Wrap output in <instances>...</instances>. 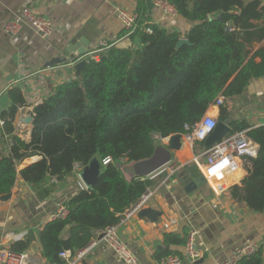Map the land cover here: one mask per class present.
<instances>
[{"label":"trees","instance_id":"trees-1","mask_svg":"<svg viewBox=\"0 0 264 264\" xmlns=\"http://www.w3.org/2000/svg\"><path fill=\"white\" fill-rule=\"evenodd\" d=\"M168 1L196 24L183 34L145 17L131 36L136 47L113 45L99 60L87 62L80 77L58 85L34 107L29 141L14 126L27 100L20 87L9 90L11 104L1 113L0 197L11 193L21 177L44 199L58 187L49 178L65 181L76 166H86L95 155L112 160L92 188L80 189L64 201V216L42 226L39 239L49 263L61 261L64 250L73 254L85 250L95 232L117 225L157 184L148 178L128 181L119 162L151 157L155 134L186 133V127H194L218 96L225 100L239 96L253 79L264 77L263 0ZM181 38L192 45L177 48ZM229 119L224 104L219 107V120ZM242 130L258 145V154L245 160L247 174L230 192L250 211L264 212V125L234 120L232 133ZM4 143L9 144L8 152ZM35 156L41 158L19 169ZM189 234V229L183 234L166 233L165 246L155 252L157 261L182 256L180 248L187 245ZM33 241L28 231L11 248L28 251ZM238 264H264V241Z\"/></svg>","mask_w":264,"mask_h":264},{"label":"crops","instance_id":"crops-1","mask_svg":"<svg viewBox=\"0 0 264 264\" xmlns=\"http://www.w3.org/2000/svg\"><path fill=\"white\" fill-rule=\"evenodd\" d=\"M27 5L35 13L52 20L55 31L49 38L41 37L29 24H24L17 36H9L5 32L6 23L17 17ZM121 9L140 12L144 18L150 17L152 23L183 34L196 24L178 13L165 16L156 5L150 14L146 0H0V126L1 113L11 104L9 90L20 87L27 104L17 113L14 126L16 133L29 141L33 121L29 123L27 119L32 117L34 107L58 85L76 79L82 73L77 74L73 63L49 67L50 61L63 58L78 47H88L92 51L102 40L114 44L121 40L125 34V27L118 16ZM225 105L229 120H247L253 126L264 125V77L253 79L243 94L225 100ZM206 114L219 119V107L211 106ZM166 142L163 140L157 144ZM181 142L182 147L173 152L170 163V166L181 168L170 173L169 182L158 188L145 207L160 211L161 216L151 221L140 217L138 211L118 227L119 236L131 252L141 264H155L156 250L165 246L164 235L183 234L185 229L195 233L198 246L206 253L200 259L202 262L184 260L182 264H223L238 248L262 244L264 212L250 211L233 199L230 192V188L239 184L247 174L244 163L228 177V188L224 193L215 194L206 183L188 194L179 174L184 171L189 177L201 176L196 175L197 169L189 165L193 164V155L200 153L204 145L196 142L200 144L196 148V143L191 146L185 139ZM3 148L8 152L9 144L4 143ZM40 158L26 159L19 169ZM127 163L121 161L118 167ZM48 180L53 182L54 178ZM56 184L57 189L47 198H39L35 191L33 196L25 197L33 190L19 177L11 197L0 200V244L11 245L24 239L31 231L34 241L27 251L29 264H51L42 254L40 230L63 207L65 200L79 192L76 172ZM101 232H95L93 241L96 244L84 250L81 264H127L107 245L104 237L100 236ZM180 249L183 252L184 247Z\"/></svg>","mask_w":264,"mask_h":264},{"label":"built area","instance_id":"built-area-1","mask_svg":"<svg viewBox=\"0 0 264 264\" xmlns=\"http://www.w3.org/2000/svg\"><path fill=\"white\" fill-rule=\"evenodd\" d=\"M155 5L161 9L165 16H174L177 14L175 7L168 0H156ZM118 16L125 27V34L122 39L131 38L141 21L144 20L142 13L128 12L125 9H121ZM24 24L31 25L43 38H49L55 31L54 24L50 18L35 13L31 6L27 5L23 7L17 17L10 19L6 23L5 32L9 36H17ZM113 45L114 43L102 40L89 55L84 57V59H86L87 62L93 59L99 60L101 54L110 49ZM224 104L225 97L220 95L217 97L214 106L220 107ZM217 122V116L205 114L194 127H186L187 132L182 134V139H185V141L191 146L196 142H204L215 128ZM1 124H3V121H1ZM172 136L173 135L163 137L159 134H155V139L157 142L163 140L168 141ZM257 154L258 145L248 136L247 130H242L229 134L228 137H226L222 142L215 144L211 149H203L200 153L193 155L191 162L198 168L200 175L206 179V183L210 186L212 191L215 194L220 195L228 188V177L235 173L239 165L245 163L247 158L256 157ZM111 161V158L103 159V164L106 165ZM179 168H181V166H170V164H168L146 177L150 180L157 181L155 187L149 188L141 197L139 202L124 213L117 225L105 230L106 234L104 239L107 245L127 264L141 263L119 236L118 227L126 223L135 213L145 208L150 199L157 193L158 188L169 182L170 173H175ZM80 169V167L76 166L74 172H76L78 176L79 190H84L87 189V186L79 177ZM57 181L58 180L54 178L53 182L57 183ZM65 214L66 209L61 207L51 216V219L64 216ZM95 244L96 241H92L87 248L93 247ZM257 247L258 246L253 244L244 245L234 251L223 264H238L244 257L252 255L256 251ZM205 253L206 250L198 246L195 233H190L188 243L184 247L182 256L170 255L162 258L155 264H182L184 260L195 262L204 258ZM83 255L84 250L76 254H73L70 250H64L59 254L61 261L51 264H81ZM29 261L30 257L27 251L17 252L11 248L10 244H0V264H29Z\"/></svg>","mask_w":264,"mask_h":264},{"label":"water","instance_id":"water-1","mask_svg":"<svg viewBox=\"0 0 264 264\" xmlns=\"http://www.w3.org/2000/svg\"><path fill=\"white\" fill-rule=\"evenodd\" d=\"M146 5L148 7V12L151 14L153 8L155 7L154 0H146ZM117 48L129 49L134 47V41L131 38L121 39L114 44ZM182 45H192L187 38H181L177 43V48H180ZM91 53V49L86 47H78L75 50H72L71 53H68L63 58H58L56 61H50L49 67H54L56 65L69 64L73 63L77 74L83 71L85 64L87 63L84 57ZM33 118L28 117L27 122H32ZM232 120L222 121L218 119V122L209 134V136L203 142L204 150L211 149L215 144L222 142L229 134L232 133ZM182 134H175L166 143H159L156 145L153 155L149 158L132 161L127 164H121L120 171L125 179L132 181L134 179L146 178L156 170L168 165L171 163L173 158V152L179 150L182 147ZM104 164L100 155H95L93 159L84 167L79 170V177L87 186V188H92L98 178L101 175ZM179 176L181 177L184 190L186 193L190 194L198 190L199 187L206 184V179L203 176L199 177H189L184 171H182ZM11 193L3 195L0 197V200H7L11 197ZM161 212L154 210L152 208H145L140 210L139 216L143 218H148L151 221H155ZM106 234L105 231L100 233L101 237H104ZM202 262V260H200Z\"/></svg>","mask_w":264,"mask_h":264},{"label":"rangeland","instance_id":"rangeland-1","mask_svg":"<svg viewBox=\"0 0 264 264\" xmlns=\"http://www.w3.org/2000/svg\"><path fill=\"white\" fill-rule=\"evenodd\" d=\"M182 138H183V137H182ZM181 141H182V139H181ZM195 145H196V148H197V147H199L200 144L196 143ZM200 147H201V146H200ZM32 190H33V189H32ZM33 194H34V190H33V191H29V193H27L25 197H28L29 195H32V196H33Z\"/></svg>","mask_w":264,"mask_h":264}]
</instances>
